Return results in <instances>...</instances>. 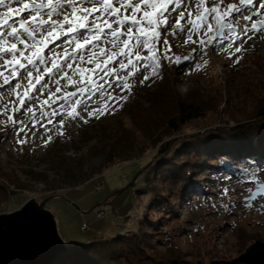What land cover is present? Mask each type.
I'll list each match as a JSON object with an SVG mask.
<instances>
[{"label":"rangeland","instance_id":"1","mask_svg":"<svg viewBox=\"0 0 264 264\" xmlns=\"http://www.w3.org/2000/svg\"><path fill=\"white\" fill-rule=\"evenodd\" d=\"M36 2L47 3V0ZM214 2L219 3L220 0ZM230 3L239 6V0H223L221 7L226 8ZM261 5H264V0L253 5L260 12V15L253 17V21H244L241 17L233 23L230 31L223 29L226 35L211 44L207 43L208 37L204 35L206 25L198 32H193L192 41L185 43L191 27L188 21L198 15L193 0H187L180 9L184 12V20L180 21L184 31L173 35L177 31L179 13H165L168 24L159 29V39L154 41V51L160 57V70L164 79L161 81L160 76H156L144 81V62L141 61V72L128 78L131 89L127 91L111 84L102 92H94L87 79L89 72L84 73L82 81L76 68L79 64L81 69L91 70L95 64L80 62L78 55L75 61L59 60L61 69L53 70L51 76L45 74L44 68L51 67L52 60L48 59L51 53H63L65 49L71 53L76 42L83 41L81 33L85 31L81 29L65 35L69 25L63 21V14L53 16L63 28L58 25L53 37L48 38L51 42L43 48L42 54L47 63L39 65L37 61L39 72L29 68L33 72L35 90H29L27 72L19 70L18 66L20 75L11 80L10 85L0 88V213L19 210L26 200L41 204L50 196H60L48 200L44 208L52 212L64 244L55 252L46 254L45 264H54L60 259L57 256L70 253L72 248L118 240H122L124 245L116 251L131 250L133 254L128 264H240L235 262L236 259L252 244L264 243V195L251 201V207H244V204L249 203L251 193L264 183V120H255L254 123L249 118L255 111V105L262 102L264 92V32L251 29L252 22L264 19ZM205 6L210 8L212 3L206 0ZM5 11V8L0 7V14ZM189 12L192 13L191 17ZM64 14L69 15V19L75 23L71 8ZM248 14L245 12V15ZM20 18L27 19L28 14ZM20 18L13 16L9 19V27H18ZM258 26L264 29V23ZM217 27L214 25L209 36L216 35ZM244 28H247L251 40L242 35ZM48 30L51 29L36 33V39H44ZM232 32L241 33L235 44L229 38ZM201 39L205 41L203 45ZM241 40L243 44H240ZM12 42L15 41H9ZM96 43L107 52L119 51L110 44ZM235 46H240L242 51L229 55L230 50L234 52ZM18 47L23 48L22 45ZM166 48L170 49L167 51L168 58H165ZM89 49L98 51L95 44L87 45L84 49L86 59ZM28 54L25 52L26 56ZM141 54L147 56L149 53L143 50ZM185 56L190 59L183 60L180 65L175 63V57ZM237 57L238 63L235 62ZM3 59L11 57L0 58V66L3 65ZM104 59L103 56L97 57L101 63ZM120 59L122 57L117 56L107 67L119 69ZM123 59L127 63V58ZM68 63H72L71 69L67 67ZM131 70L118 71L117 75L127 77ZM0 71L11 77V72L3 67H0ZM64 73H67L68 78H61ZM99 75L102 76L103 72ZM37 76H43L40 84L35 82ZM92 78L97 79L96 76ZM113 79L107 78L109 82ZM2 82L3 77H0V84ZM43 84L48 87L41 93ZM148 86L149 94L159 93L160 105L149 104V101L153 102V97L139 94ZM57 87L60 88L59 92ZM185 87L186 92L183 91ZM83 88L88 91L71 95ZM26 91H29L32 99L24 97ZM194 91H198L202 100L210 103L211 111L133 159L109 167L103 166L110 142L107 137L111 130L116 129L118 121H123L128 129H132L135 125L132 116L138 122L142 117L159 118L168 109L167 104L164 105L168 101V94L183 98ZM17 93L24 98L23 105ZM109 96L116 99L111 100ZM45 101L48 103L45 104ZM139 108L143 111L136 113ZM28 109L36 113L34 118ZM54 110H58L59 114L53 117L51 114ZM69 111L77 114L75 119L68 117ZM44 112L48 113L47 118ZM9 115L14 121L23 123L14 125L13 121L8 120ZM62 120L63 124L60 123ZM14 126L17 129L25 127L27 136L24 132L17 136L15 132L9 131ZM210 135L220 136L221 140L232 138L237 143L234 148L244 153L227 152L219 141L201 153L191 150L187 157L181 155L187 146L186 140L192 143L191 137L205 140ZM18 139L26 140V143H17ZM167 145L168 149L165 148ZM175 151L180 155L177 163L181 164L184 160L193 164L197 162L190 179L184 183L171 178L163 179L167 172L163 176L155 173L162 164L160 162L172 158ZM187 151L185 149L184 153ZM60 154L67 164L72 159L83 158L86 162L84 169L90 174L88 181L72 186L62 185L54 166ZM245 156L249 159V172L243 171L240 165ZM241 163L245 164L244 161ZM30 173H43L48 182L35 181L29 177ZM11 180L23 187L16 189L9 186ZM225 188L228 189L227 195L223 194Z\"/></svg>","mask_w":264,"mask_h":264},{"label":"snow or ice","instance_id":"2","mask_svg":"<svg viewBox=\"0 0 264 264\" xmlns=\"http://www.w3.org/2000/svg\"><path fill=\"white\" fill-rule=\"evenodd\" d=\"M193 2L197 5L198 15L194 20L190 19L188 21L191 27L188 29L185 43L192 41L193 32H198L206 25L207 31L204 32V35L208 37L207 43L211 44L216 38L215 35L209 36V33L213 31L214 25L218 26L216 28L217 33L226 35L221 30L227 29L230 31L233 28V23L239 21L241 17L244 21H253V17L260 15L259 10L253 7L259 0H239V6L230 3L226 8L221 7L223 0H220L219 3L214 2V0H207L208 3H212V7L210 8L205 6L206 0H193ZM186 3L187 0H47V3H37L36 0H31V2H28V0H0V7L6 9L3 14H0V58L5 56L11 57V59H3V65L0 66L6 71L11 72V77H9L3 71H0V77H3L0 88L4 85H10L11 80L16 79L20 75V72L17 70L18 66L19 70L27 72L29 90H35V85L32 84L33 72L29 68H34L39 72V65H45L47 63V59L42 54L43 48H46L47 44L51 42L48 38L53 37L58 25L63 28V25L59 24L57 20H54L53 16L63 14V21L69 25L67 32L64 34L67 35L68 33H75L84 29L85 31L81 33L83 41H77L71 53L67 49L63 53L53 51L48 58L52 60L51 67L44 68L45 74L51 76L53 70L59 71L62 67L58 63L59 60L75 61L78 55L80 62L95 64V67L91 70L81 69L79 64H77L76 68V73L81 76L82 81L85 78L84 73L89 72L87 79L94 92H102L106 86L110 87L111 84L120 87L122 91L130 90L131 85L127 80L129 77L140 74L141 68L139 62H144V81L159 74L160 61L154 51V41L159 39V29L168 24V17L165 13H179L176 20L177 31L173 35L184 31L180 27V21L184 20V12L180 9ZM13 4L18 6L13 7ZM83 5H90V7H84ZM169 5H172V7L170 8ZM261 7L264 8V5H261ZM68 8H71L75 23L69 19V15L64 14ZM245 12L249 14L245 15ZM25 13L28 14V18H20ZM77 13H79V16H77ZM96 13H99V15H96ZM137 14H140L139 18ZM191 15L192 13L189 12L190 17ZM13 16L20 18L18 27H9V19ZM44 17H47V19ZM89 18H91V21H89ZM260 23H264V19L252 22L251 29L256 32H264V29L258 26ZM113 25H116V27L114 28ZM47 28L51 29L47 31V36L44 39L37 40L36 33H43ZM240 35L241 33L232 32L229 38L235 44L239 40ZM242 35L251 40L247 28L242 30ZM122 37L127 38L122 39ZM56 38L59 39V36H56ZM10 40L15 42L9 43ZM27 41H31V43ZM96 42L110 44L112 47L118 48L119 51L115 53L107 52L103 47H99V44ZM66 43H71V41H66ZM164 43L167 45L166 40ZM200 43L203 45L205 41L201 39ZM243 43L244 41L241 40L240 44ZM90 44H95L98 51L89 49L86 59L84 49ZM18 45H22L23 48L18 47ZM143 50H147L149 55L143 56L141 54ZM168 50L170 49L166 48L165 58H168ZM241 51L242 48L240 46H235L234 52L230 50L229 55H234V53ZM25 52L29 54L26 56ZM17 53H19L18 56ZM98 56L105 57L102 63L97 60ZM117 56L122 57L119 61V69L108 68L107 65L115 60ZM123 58H127V63L124 62ZM174 59L175 63L180 65L183 63V60L190 59V57H175ZM22 61H26V63ZM235 62H239V57L236 58ZM67 67L71 69L73 67L72 63H68ZM129 68L132 70L128 71L127 77L117 75L118 71L128 70ZM100 72H103L102 76L99 75ZM93 76H96L97 79L94 80L92 78ZM108 77H114V79L109 82L107 80ZM61 78H68L67 73H64V76ZM42 80L43 76H37L35 82L36 84H40ZM100 81H104V83H100ZM141 82L143 83V81ZM55 83L58 84L59 81H55ZM18 87L19 85H17ZM47 87V84H43L40 88L41 93ZM56 90L59 92L60 88L57 87ZM77 91L83 93L88 91V89L83 88ZM71 95L75 96L76 93H71ZM17 97L20 99L21 105H23L25 102L24 98L20 97L19 93H17ZM24 97L32 99L29 91L24 93ZM108 98L111 100L116 99L112 96ZM52 102L55 103V100ZM44 103L47 104L48 102L45 101ZM28 111L32 113L34 118L36 113L32 109H28ZM58 114V110H54L51 115L54 117ZM43 115L45 118L48 117V113L46 112ZM67 115L70 119H75L77 114L74 111H69ZM89 115H93V113H89ZM8 120L13 121L14 125L23 123L22 121H14L11 115L8 116ZM48 122L51 123V119ZM60 123L63 124L64 121L62 120ZM33 127H35L34 120ZM9 131L15 132L17 136H19L20 132H24L25 136H27L25 127L17 129L14 126ZM17 143L23 144L26 143V140L18 139ZM223 194H228L227 188L224 189ZM260 195L264 194L259 189L251 193L249 203L244 204V207H251V201L256 200L257 196Z\"/></svg>","mask_w":264,"mask_h":264},{"label":"trees","instance_id":"3","mask_svg":"<svg viewBox=\"0 0 264 264\" xmlns=\"http://www.w3.org/2000/svg\"><path fill=\"white\" fill-rule=\"evenodd\" d=\"M159 61L161 62L160 59ZM160 68L161 67H159V74L156 76H160V79L162 81V79L164 78H162V72ZM149 89V86L144 87L139 94L142 96L148 95L153 97V102L149 101V104H154L155 106H157L158 104L160 105L161 98L160 96H157V94L159 95V93L149 94ZM168 95V101L164 104H167L168 109H165L166 112L161 117H142L138 122V120H135V118L132 116L131 120L135 123L132 129H128L122 123L123 121L117 122L118 125L116 129L111 130L107 137L110 142L107 146L108 152L103 165L104 167H109V165L133 159L139 153H144L147 149L151 148L154 145H157L162 141L163 138L171 137L173 134L178 133L188 123L201 119L207 111H211L210 103L208 101L202 100V96L198 93V91H194L192 94H189L183 98L172 95V93ZM262 99L263 100L261 103L259 102L258 105H255V111L253 115L249 117L254 120V123L256 122L255 120H264V92L262 94ZM169 103L170 105L168 106ZM225 105L228 104L225 103ZM133 109L135 110V108ZM138 111L142 112L143 110L141 108L140 111L139 108L136 110V113H138ZM221 139L222 138L217 135H210L205 140L203 138L191 137L190 141L193 140V142L188 143V140L185 141L187 142V146L185 147V149H187L188 151L184 153L185 149H183L181 151V155L183 157H187L188 153L191 150H194L197 153H201V151L207 149L208 146L218 144L219 141L220 143L224 144L225 149L228 150L227 152L232 151L233 154H237L239 152L244 153L242 152V150L238 151V148H234L237 143L233 141L232 138L224 140ZM169 145H167L165 148L168 149ZM262 154L264 153L262 152ZM60 156L61 157L57 162H55L54 166L56 168V176L60 179L62 185L64 184L65 186H72L75 183L83 184L88 181L90 174L88 175L84 169L86 162L83 161V158H79L76 160L72 159V161L67 164V161L62 158L61 154ZM178 158H180V155H178V152L175 151V154L172 155V158H169L167 161L165 160L164 163L160 162L162 164H160V167L156 168V175L163 176V174H166L167 172V178L163 177V179L171 178V180L173 179V181L178 183H184L186 182V180H189L191 177V172L194 169L195 165H197V162L193 164L191 162L189 163L188 160H184L180 164L177 163ZM248 160L249 159L245 156L242 160L245 164L241 163L242 161H240V165L242 164L243 171L249 172V170H247L250 167V163ZM232 162L235 163L234 161H231V163ZM161 167H163V169ZM29 175V177L35 181L37 180L38 182H48L47 177L43 173H30ZM9 186H14L15 188L23 187L22 184L20 186L19 183L14 182L13 180L9 181ZM123 245L124 243L122 240L93 242L83 247H76L74 249L72 248L70 250V253L63 255L62 257L60 255L57 256L60 257V259L57 258L58 260L54 264H84L83 262H85L86 264H104V262H108L109 264H128L131 259L130 256L133 255L131 253V250H115L120 249ZM126 261L128 262L126 263Z\"/></svg>","mask_w":264,"mask_h":264},{"label":"water","instance_id":"4","mask_svg":"<svg viewBox=\"0 0 264 264\" xmlns=\"http://www.w3.org/2000/svg\"><path fill=\"white\" fill-rule=\"evenodd\" d=\"M215 37L221 39L222 35L216 32ZM75 93L79 94V91ZM258 189L264 194V183L253 192ZM58 197L50 196L41 204L26 200L21 209L8 214L0 213V264L42 262L49 251L55 252L64 244L52 212L44 208L48 200ZM235 262L264 264V243L255 242Z\"/></svg>","mask_w":264,"mask_h":264},{"label":"bare ground","instance_id":"5","mask_svg":"<svg viewBox=\"0 0 264 264\" xmlns=\"http://www.w3.org/2000/svg\"><path fill=\"white\" fill-rule=\"evenodd\" d=\"M46 260L44 259L42 262H38L37 264H43ZM32 264H36V263H32ZM45 264V263H44Z\"/></svg>","mask_w":264,"mask_h":264},{"label":"clouds","instance_id":"6","mask_svg":"<svg viewBox=\"0 0 264 264\" xmlns=\"http://www.w3.org/2000/svg\"><path fill=\"white\" fill-rule=\"evenodd\" d=\"M183 91L186 92V91H187V88L185 87V88L183 89Z\"/></svg>","mask_w":264,"mask_h":264}]
</instances>
